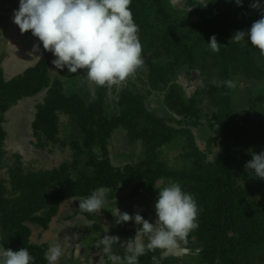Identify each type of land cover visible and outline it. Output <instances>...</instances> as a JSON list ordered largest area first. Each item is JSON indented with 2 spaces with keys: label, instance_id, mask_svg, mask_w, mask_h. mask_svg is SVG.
I'll return each mask as SVG.
<instances>
[{
  "label": "trees",
  "instance_id": "16d2710c",
  "mask_svg": "<svg viewBox=\"0 0 264 264\" xmlns=\"http://www.w3.org/2000/svg\"><path fill=\"white\" fill-rule=\"evenodd\" d=\"M254 2L243 0L241 7L235 0H212L204 7L200 0H132L151 87L167 89L164 117L128 90L112 112L104 104L105 88L96 102L68 95L63 82L50 79V56L7 79L0 56V245L25 247L36 264H48V245L32 242L30 227L48 232L66 202L79 203L104 187L108 201L137 197L149 203L159 189L178 182L200 210L199 227L180 241L192 254L161 258L157 249L140 257V264H264V180L245 169L252 153L264 151V56L250 41L231 42L260 18ZM213 35L221 44L218 53L207 43ZM189 69L205 77L191 98L171 84ZM43 91L28 126L44 153L7 150V113ZM132 110L144 117L140 136L132 128L136 123L124 121ZM122 125L133 133L127 139L132 148L142 143L148 150L142 160L131 161L124 151L128 159L117 162L118 152L109 146L114 148L112 137ZM39 158L44 162L37 163ZM127 185L131 196L119 197L118 189ZM77 208L72 217L84 216L101 232L97 213Z\"/></svg>",
  "mask_w": 264,
  "mask_h": 264
},
{
  "label": "clouds",
  "instance_id": "9594fccd",
  "mask_svg": "<svg viewBox=\"0 0 264 264\" xmlns=\"http://www.w3.org/2000/svg\"><path fill=\"white\" fill-rule=\"evenodd\" d=\"M209 2L212 0H200L204 7ZM235 3L243 6V0H235ZM131 4L132 0H19L13 22L22 34L31 30L42 42L43 49L55 57L52 64L57 69L66 68L69 73L87 69V79L97 86H119L144 64L139 26L135 23ZM251 7L259 10L260 18L248 31L238 30L231 42L250 41L251 46L264 56V4L255 0ZM207 43L213 52L220 51L221 44L215 35ZM39 48V44L35 45L34 51ZM227 83L229 87L233 86L231 81ZM133 118L135 123L145 125L143 115ZM245 169L252 177L264 180V151L252 153ZM108 195L104 187L95 189L91 195L79 200V209L87 214L101 213L107 209ZM154 207L155 223L140 214L133 216L121 212L117 207L110 211L117 224L134 221L136 225H142L134 237L123 242L116 235H103L97 240L96 248L107 256L110 264H140V257L157 249L161 250V258H165L199 227L197 201L178 182L159 189ZM117 244L126 249L124 255L114 251ZM62 255L61 245L56 244L48 248L44 258L48 264H58ZM0 264H36V258L25 247L12 250L2 244Z\"/></svg>",
  "mask_w": 264,
  "mask_h": 264
},
{
  "label": "rangeland",
  "instance_id": "374dc122",
  "mask_svg": "<svg viewBox=\"0 0 264 264\" xmlns=\"http://www.w3.org/2000/svg\"><path fill=\"white\" fill-rule=\"evenodd\" d=\"M15 2V4H14ZM179 2H176L177 4ZM19 0H0V56L3 58V69L5 71V77L7 79L13 78L20 73H22L25 69L31 67V62L38 59L40 56L41 58H45L47 56L51 57V61L55 59V57L52 55V53L46 51L43 49L42 42L38 40L37 37H34L31 33V30L26 32L25 34L21 33L19 27L13 22L10 24L9 20H6L7 13H14V10L18 9ZM13 16V14H10ZM13 33V35L11 34ZM35 43V44H34ZM34 44V45H32ZM39 44L40 48L39 51H34V46ZM32 60V61H31ZM40 60V59H39ZM38 60V61H39ZM37 61V62H38ZM36 62V61H35ZM36 62V63H37ZM52 65V64H51ZM87 69H80L77 71V73H69L67 69H57L54 65L50 67V79L57 78L61 82L66 84L67 94H72V91L77 90V84L78 82L75 80L76 77L80 76L83 79H87L86 77ZM181 75L178 76V82L180 83ZM91 82V81H89ZM142 81H139L140 83ZM143 83V82H142ZM249 84H252L250 82ZM64 85V84H63ZM91 85H96L94 82H91ZM96 87V86H94ZM243 90H240V92ZM81 93V92H80ZM143 93V92H140ZM46 93L43 91L39 95L32 97L31 99H25L22 102H20L17 106L12 107V109L7 113V118L9 119V122L7 120V127L6 131L8 133V138L5 142L6 149L13 152H18L19 154L24 155V151L27 150V154L29 153L31 156H34L36 154L42 155L44 152L38 148L36 145L35 139H33L30 131L28 123L33 118V113L35 106L42 103L45 99ZM81 96V95H80ZM85 97L89 99L86 95ZM101 94H99V97ZM94 96H91L93 98ZM163 97L164 95L161 93H158L154 95V97L148 101L149 108L152 110H155V114L159 117H164L167 115V112L163 110ZM111 101H113L111 99ZM90 102V101H88ZM108 102V101H107ZM111 104V102H109ZM110 107V106H109ZM161 110V111H158ZM110 110H112L110 108ZM136 116L135 112L131 111V118ZM137 124V121H136ZM142 123L138 122L137 127L139 128L137 130V127L132 125V128H135L134 134L137 136H140L141 134L138 132L142 131ZM131 130L129 132L125 133H118L115 132L114 137L120 136L122 138V146L117 148V145L112 142V153L116 154L117 152V159L119 161H122L124 158L127 160L126 156L122 154L124 151L129 157V160H135L139 161L142 160V158L145 156L146 153L148 155V150H143L142 143L135 144V147L133 149L130 148V145L128 143V140L132 137ZM128 139V140H127ZM32 140V141H31ZM153 143V142H152ZM150 144V146H154L153 144ZM32 144V145H31ZM127 146V147H124ZM57 162L61 159H55ZM116 162V160L114 159ZM44 162L43 159L39 158L37 160V163ZM38 166V165H37ZM39 167V166H38ZM130 185H127L129 187ZM129 191H132L130 189ZM118 196L121 197L122 194L118 193ZM126 196V195H125ZM130 198V196H129ZM157 201V198H153ZM74 201H68L66 202L67 205L63 206L61 209V213L57 218H54L52 225L50 226V229L48 232H43V235L40 234V229L36 226H31L32 231V242L34 243H46L48 248L50 246L59 244L61 245L63 249V255L61 259L59 260L58 264H78V263H84V264H110V261L107 259V256L102 253L99 249L96 248V244L93 245L90 240H88V232L89 227L91 224L87 221V219L83 216H73L75 211L78 209V201L75 199H72ZM153 203V202H151ZM155 204L150 205L149 203H146L147 212L145 216H148V218H145L149 222L155 223L156 220V213H155ZM105 210V209H104ZM104 210L101 211V213H97L96 216V223L99 224L102 227L103 235L107 234L106 232L109 231L108 226V219L104 218L109 217L110 213L107 211L104 213ZM141 212V211H137ZM153 213V214H151ZM134 216V215H133ZM72 217V218H71ZM115 219V217L113 216ZM113 218L111 217L110 225L113 227V225L116 224V222H113ZM152 218V219H151ZM128 223L121 224L123 228H121V232H126V239L132 238L135 236L136 231H133L134 228L138 227L134 223V221H130ZM114 228V227H113ZM113 228H111L112 231ZM116 228V227H115ZM120 230V227H118ZM137 230V228L135 229ZM38 235H42V238L40 241H37ZM109 235H111L109 231ZM119 237H121V234L119 232L116 233ZM125 240V239H124ZM148 237H145V242L147 243ZM115 246V245H114ZM85 247H88L87 250H85L84 254L80 258L76 257V252H80L81 249H84ZM121 247L117 244L116 249L114 248V251L117 250L120 253V255L125 254V250L121 252ZM81 255V254H80ZM77 260H81V262H77Z\"/></svg>",
  "mask_w": 264,
  "mask_h": 264
},
{
  "label": "flooded vegetation",
  "instance_id": "af4514ba",
  "mask_svg": "<svg viewBox=\"0 0 264 264\" xmlns=\"http://www.w3.org/2000/svg\"><path fill=\"white\" fill-rule=\"evenodd\" d=\"M52 65H51V67H52ZM179 75H181L180 83L178 82V76ZM150 78H151L150 67H149L147 61L144 60L143 66L140 67L134 75L129 77L122 85H119V86H103V87H100L97 85H91V82H89L88 79H83L80 76H78L75 79L78 82L77 90L72 91V94L78 93L83 97H85L84 95H86L87 97H89V99H88L89 101L96 102L98 100L99 94H102L103 90L105 88V92L103 93L104 104H106V107L110 106L108 111L112 112L113 110H115V104L114 103L117 104V101L119 99L118 97H120L122 95V93L126 90L131 92L134 96L138 95L139 97L144 98L145 103H146V101L150 102V100L154 97V95H156L158 93H160V94L162 93L164 95V97H163V110L167 111V107H166V105H164L165 94H166V92H164V91H167V89H165L164 91L154 89L153 87H151ZM139 81H142L143 83L142 82L138 83ZM204 81H205L204 74L200 73V71L196 72L195 70H194V72H192V70L189 69L188 71L184 70L182 72V74L181 73L178 74L176 79L173 82H171V84H175L174 82H176L178 85H181L182 88L184 89L186 97L191 98L196 90L198 91V89L200 87H203ZM63 84H64V87H63L64 92L67 93L66 84L65 83H63ZM94 86H96V87H94ZM140 92H143V93H140ZM69 95H71V94H69ZM91 96H94V97L91 98ZM111 99L113 101H111ZM109 102H111V104ZM110 108L112 110H110ZM148 110H149V112L153 111L152 113H155V110H152L151 108ZM158 111H161V110L158 109ZM138 115L139 114H137L136 116H138ZM125 117L126 118L124 119V121H126L127 124H128V122L131 124L132 123L135 124L134 118H131V115H129V116L125 115ZM116 131L118 133H125V134L128 132L123 125L119 126L116 129ZM112 142H114V144L117 145V148H119L123 144L122 138L120 136H117L114 138L112 137ZM124 147H127V146H124ZM130 148L133 149L131 147V145H130ZM130 189H131L130 186L129 187L122 186L118 189L117 192L121 193L122 196L130 195V191H129ZM139 200L140 199H138L137 197H132L131 199H128V201L120 202V203L115 198L109 199V201H107V204H106L107 209H105V210H107L110 213V215H109V217H105V216H103V217L108 219L107 221H108L109 231H110L111 235H116V233L119 232L121 234L120 238H121L122 242L124 239L126 240L127 234H126V232L125 233L121 232V228H123V226L121 224L116 223L115 225H113L114 228L110 225V221H111L110 218L111 217L113 218V215L110 211H112L115 207H117L121 212H128L131 215L140 214L144 218H148V216H145V214L147 212V207H146L147 202L143 203L142 201H139ZM151 202H153V203H151ZM151 202H149V204L150 205L152 204V206H153V204L156 203V200L152 199ZM142 203L144 204V206ZM105 210H104V213L107 212ZM137 211H141V212H137ZM151 214H153V213H151ZM113 222H115L114 218H113ZM93 223L94 222H89V224H91V225L88 229L89 232H88L87 237H88V240H90L91 243L93 245H95L97 240L103 236V231L101 230V232H100L98 230H95L93 228L94 227ZM127 223H128V225H130L129 222H127ZM118 227H120V230ZM138 227H142V225L138 226ZM138 227H136V228H138ZM111 228H113L114 231H112ZM136 228H134L133 231H136L135 230ZM109 231L106 232L107 234H104V235H109ZM116 236H118V235H116ZM179 244L182 245L180 242H179ZM87 248L88 247L81 249L79 253L76 252L75 258H77V257L80 258L84 254L85 250H87ZM114 248L116 249V246H114ZM77 262H81V260H77L76 263ZM78 264H84V263H78Z\"/></svg>",
  "mask_w": 264,
  "mask_h": 264
},
{
  "label": "water",
  "instance_id": "95a60500",
  "mask_svg": "<svg viewBox=\"0 0 264 264\" xmlns=\"http://www.w3.org/2000/svg\"><path fill=\"white\" fill-rule=\"evenodd\" d=\"M191 254L192 252L189 249H186L179 244L178 247L170 252L167 257L184 258L185 256H189Z\"/></svg>",
  "mask_w": 264,
  "mask_h": 264
},
{
  "label": "crops",
  "instance_id": "0c3cea01",
  "mask_svg": "<svg viewBox=\"0 0 264 264\" xmlns=\"http://www.w3.org/2000/svg\"><path fill=\"white\" fill-rule=\"evenodd\" d=\"M10 14H14V13H7L5 19H6V20H9V21H10V24H11V23H13V22H12V17H13V16L10 15ZM11 34L13 35V33H11ZM24 34H25V33H24ZM34 44H35V43H34ZM34 44H32V45H34ZM41 57H42V56H40V57H39L38 59H36L35 61L37 62L39 59H42ZM31 61H32V60H31ZM35 61L31 62V65H32V66H34V65L36 64ZM29 66H30V65H29ZM29 66H28V67H29ZM32 66H31V67H32ZM10 79H11V78H10ZM71 218H72V217H71ZM77 253H78V252H77Z\"/></svg>",
  "mask_w": 264,
  "mask_h": 264
}]
</instances>
